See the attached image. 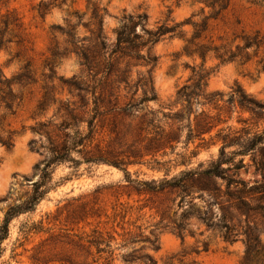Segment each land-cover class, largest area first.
I'll return each instance as SVG.
<instances>
[{
  "label": "rangeland",
  "instance_id": "rangeland-1",
  "mask_svg": "<svg viewBox=\"0 0 264 264\" xmlns=\"http://www.w3.org/2000/svg\"><path fill=\"white\" fill-rule=\"evenodd\" d=\"M42 2L46 5L41 6ZM94 4L108 9L104 31L111 41L125 14L146 13L151 28L167 19L171 24L183 23L181 33L154 47L158 62L151 74L150 67L141 63L127 66V59H121L107 79L105 72L95 74L82 64L66 33L74 27L77 40H81L78 44L88 43L96 28ZM247 42L253 45L245 47ZM232 53L236 54L233 60L222 62L221 57L229 59ZM0 65L7 77H17L18 81L13 86L15 113L0 108V136L6 138L12 133L14 137L11 149L0 143V222L10 206L24 202L31 193L37 178L35 165L47 157L44 148L40 154L29 147L32 139L39 146H50L48 135L37 130L41 123L51 124L55 135L54 124L61 123L68 110L87 109L90 113L83 114V121L69 129L86 133L87 120L96 107L95 97L102 95L91 148L98 143L104 149L128 151L138 141L139 116L153 109L164 124L163 113L168 112L176 92L191 83L201 67L211 72L207 91L223 94L218 105L221 110L206 104L195 108L197 113L205 110L213 116L216 125L204 140L195 139L187 146L185 128L175 151L168 149L166 154L160 151L155 156L139 158L140 163L126 167L128 174L106 163L82 162L78 168L69 161L55 164L56 187L33 211L11 220L0 264H242L246 249L244 216L235 242L225 241L218 230L209 229L193 217L188 221L184 240L161 228L155 232L159 248L153 249L146 238L152 237L151 231L162 214L166 217L162 224L180 215L184 194L181 190L150 188L164 178L171 179L200 163L206 167L216 160L222 145L217 135L221 129L223 133L229 129L238 131L243 138L247 129H264V119H252L249 111L229 101L231 93L242 90L264 101V0H0ZM124 69L128 83L122 78ZM149 76L156 100L132 114L113 109L118 99L119 108L132 97L139 100ZM82 83L88 89L85 99L77 88ZM236 149L234 145L226 151ZM181 155L186 165H177ZM73 157L82 160L80 154L73 153ZM241 158L251 163L252 153L236 160ZM253 170L250 167L248 174L244 169L240 173L249 179L254 177ZM142 181L149 186L142 185ZM186 200H192L201 213L210 208L217 219L222 215L220 207L210 205L209 197L200 192H193ZM252 213L251 224L259 223L260 213ZM88 215L93 216L80 220ZM95 227L113 237L111 249H106L109 252L100 254L92 249L89 254L70 243L74 233L90 232ZM127 231L134 240L125 243ZM141 232L142 236H137ZM260 238L263 246L257 249H264V234Z\"/></svg>",
  "mask_w": 264,
  "mask_h": 264
},
{
  "label": "trees",
  "instance_id": "trees-1",
  "mask_svg": "<svg viewBox=\"0 0 264 264\" xmlns=\"http://www.w3.org/2000/svg\"><path fill=\"white\" fill-rule=\"evenodd\" d=\"M42 5L45 6L46 4L42 2ZM92 8V18L95 20L96 28L92 31L88 43L78 44L81 40H77L74 27L69 28L66 33L74 44L75 52L80 57L82 64L95 74L105 72L107 79L117 70L116 63L121 59H127V66L132 63H141L150 67L148 71L151 74L158 62V56L153 51L154 47L165 39L178 36L183 26V23L180 22L171 24L167 19L151 28L146 13L125 14L121 19L120 26L114 29L115 39L111 41L104 31V16L108 14V9L96 4ZM252 45V42H247L245 47ZM235 56L236 54L232 53L229 59L221 57L222 62L233 60ZM126 73L127 69H124L122 78L127 81ZM210 74L209 69L201 67L199 71L195 72V78L191 83L184 84L178 89L174 101L168 105V112L163 113L166 120L164 124L155 110L148 109L143 112L139 116L136 128L138 141L135 144L137 146L133 144L135 146L129 148L128 151H118L113 148L104 149L98 143L95 144V148H91L95 140V119L101 114L100 104L104 99L102 95L95 97L96 107L87 120L89 130L86 133L79 129L69 132V129L74 124L83 121V114L90 113L87 109H82V111L68 110V116L61 123L54 124L57 128L55 135L50 130L51 124L41 123L37 130L48 135L50 146H39L32 139L29 142V147L32 151L40 154L44 153L42 150L44 148L47 157L35 165L37 178L32 183L31 193L24 202L10 206L3 221L0 222V257L4 252L2 243L9 235L11 220L21 213L33 211L37 204L56 187L53 183V166L55 164L69 161L75 168H78L82 162L106 163L121 168L128 174L126 167L129 164L140 163L139 158L147 155L155 156L160 151L166 154L168 149H171L172 152L175 151L177 144L181 142L185 128L187 129L185 138L187 146L195 139L204 140V135L210 134L216 125L213 116L205 110L197 113L195 108L206 104L214 105V108L221 110L218 105L223 98L221 92L207 91V81ZM17 82V77H7L0 65V108L3 107L11 114L15 113L16 95L13 86ZM83 84L78 85L77 88L80 97L85 99L88 89ZM143 86H145V91L139 100H134L132 97L124 106L119 108L120 103L118 96H116L118 100L113 103V109L117 108L124 114H132L133 111L142 109V106L149 101L156 100L157 95L150 76L144 80ZM229 101L234 104L237 103L242 110L249 111L252 119L256 121L264 119L263 100L257 99L242 90L240 93H231ZM223 132L224 129H221L217 134L222 139V145L216 160H213L206 167H204V163H200L195 169L184 170L171 179L164 178L150 188L153 191L181 190L184 197L181 201L182 212L180 215L166 224H162L166 220L162 214L161 220L151 231L152 237L146 239L151 247L157 250L159 238L155 232L162 228L171 230L184 240L188 221L196 217L204 222L209 229L218 230L225 241L235 242L240 235L238 227L244 216L246 220L243 234L245 235L246 249L242 264H264V249H257L259 246H263L260 236L264 234V129L262 131L247 129L244 132L245 138L238 136V131L232 132L231 129L226 133ZM0 143L11 149L14 146L12 133L6 138L0 136ZM234 145H237L238 149L226 151L228 147ZM249 152L252 153L251 163H245L244 158L236 160L238 156H245ZM73 153L82 155V160L73 157ZM191 153L193 155L194 151ZM181 158V161H177V165H186L185 157L181 155ZM250 167L254 168L252 171L254 177L246 179L240 171L244 169L245 173L248 174ZM153 182L156 183V181ZM141 184L149 186L147 181H142ZM193 192L207 195L209 201H212L210 205L219 206L222 215L217 219L215 214L214 216L211 215L210 208L201 213L199 209L195 208L192 200H186V196H190ZM252 212H259L261 216L260 222H256L254 225L251 224L250 219ZM92 216L88 215L80 220L84 221ZM125 235H129L125 239V243L134 240V237L130 236L132 235L130 231H127ZM71 236L70 243L76 249H85L89 254L92 253V249H96V252L100 254L109 252L106 249H111L113 240V237L107 236L98 227L93 228L90 232L84 230ZM137 236L141 237L142 232ZM204 250H207V247ZM145 258L151 260L149 256H145ZM125 260L130 261V259Z\"/></svg>",
  "mask_w": 264,
  "mask_h": 264
},
{
  "label": "water",
  "instance_id": "water-1",
  "mask_svg": "<svg viewBox=\"0 0 264 264\" xmlns=\"http://www.w3.org/2000/svg\"><path fill=\"white\" fill-rule=\"evenodd\" d=\"M21 168L24 169V166H22Z\"/></svg>",
  "mask_w": 264,
  "mask_h": 264
}]
</instances>
